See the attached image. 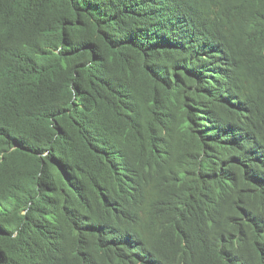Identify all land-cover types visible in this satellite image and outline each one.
I'll list each match as a JSON object with an SVG mask.
<instances>
[{"label":"trees","instance_id":"trees-1","mask_svg":"<svg viewBox=\"0 0 264 264\" xmlns=\"http://www.w3.org/2000/svg\"><path fill=\"white\" fill-rule=\"evenodd\" d=\"M0 264H264V0H0Z\"/></svg>","mask_w":264,"mask_h":264},{"label":"bare ground","instance_id":"bare-ground-1","mask_svg":"<svg viewBox=\"0 0 264 264\" xmlns=\"http://www.w3.org/2000/svg\"><path fill=\"white\" fill-rule=\"evenodd\" d=\"M168 3V2H167ZM159 9V8H158ZM164 18V17H163ZM163 45V44H162ZM157 46V45H155ZM146 49V48H145ZM155 49V48H154ZM159 54V53H158ZM168 101V100H167ZM162 104V103H161ZM157 112V111H156ZM158 116V115H157ZM158 132V131H157ZM162 133V132H161ZM167 136V135H166ZM130 182V181H129ZM124 197V196H123ZM139 200V199H138ZM98 204V203H97ZM99 206V205H98ZM101 207V206H100ZM101 209V208H100ZM134 210V209H133ZM99 211V210H98ZM105 216V215H104ZM72 250V249H71ZM90 252V251H89ZM91 255V254H90ZM95 255V254H94ZM109 255V254H108ZM101 261V260H100Z\"/></svg>","mask_w":264,"mask_h":264}]
</instances>
